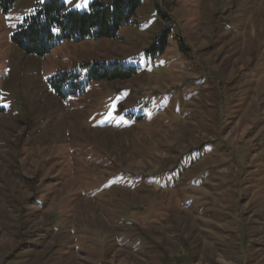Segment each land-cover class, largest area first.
<instances>
[{"label":"rangeland","instance_id":"obj_1","mask_svg":"<svg viewBox=\"0 0 264 264\" xmlns=\"http://www.w3.org/2000/svg\"><path fill=\"white\" fill-rule=\"evenodd\" d=\"M46 1L0 11V264H264V0H141L116 39L26 55Z\"/></svg>","mask_w":264,"mask_h":264},{"label":"trees","instance_id":"obj_2","mask_svg":"<svg viewBox=\"0 0 264 264\" xmlns=\"http://www.w3.org/2000/svg\"><path fill=\"white\" fill-rule=\"evenodd\" d=\"M17 1L0 0V11L8 13ZM140 5L141 0H111L108 3L97 1L86 12H78L66 10L65 4L60 0H48L37 4L22 19L12 34L11 41L26 55L42 58L63 42L116 39L119 30L131 22ZM157 39V45L150 49L154 55L160 54L165 46L164 34ZM134 74L132 69L116 62H94L87 82L124 81ZM78 80V74L65 71L51 77L49 84L55 94L64 96L71 94L70 85L79 87V91L83 90V85ZM77 82L79 85H76Z\"/></svg>","mask_w":264,"mask_h":264},{"label":"snow or ice","instance_id":"obj_3","mask_svg":"<svg viewBox=\"0 0 264 264\" xmlns=\"http://www.w3.org/2000/svg\"><path fill=\"white\" fill-rule=\"evenodd\" d=\"M66 2H71V0H66ZM89 0H80V2L76 3V8H82L86 7L88 4ZM53 31H57V29H53Z\"/></svg>","mask_w":264,"mask_h":264}]
</instances>
